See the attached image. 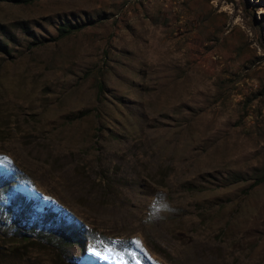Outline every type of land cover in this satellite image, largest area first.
Segmentation results:
<instances>
[{
	"label": "rangeland",
	"instance_id": "1",
	"mask_svg": "<svg viewBox=\"0 0 264 264\" xmlns=\"http://www.w3.org/2000/svg\"><path fill=\"white\" fill-rule=\"evenodd\" d=\"M0 38V264H264V0L0 2Z\"/></svg>",
	"mask_w": 264,
	"mask_h": 264
},
{
	"label": "trees",
	"instance_id": "2",
	"mask_svg": "<svg viewBox=\"0 0 264 264\" xmlns=\"http://www.w3.org/2000/svg\"><path fill=\"white\" fill-rule=\"evenodd\" d=\"M33 1L34 0H0V2H9V3H15V4H28V3H31ZM19 25H20V28L22 29L23 32H25L27 35H31V37L33 36L34 39H36L37 41L42 43V41H40L37 38L36 34L31 30V28L29 26H26L25 23H21ZM84 27H85L84 25H81L79 23L73 22L72 20L66 19L65 21L61 22L56 27L57 32H58L57 39L66 38V37L70 36L71 34H74V33L81 31ZM14 39L15 38H13V40ZM44 39H46V38H44ZM9 45H10L9 41H6V40H3L0 38V52L5 53V54L9 53L10 52ZM103 90H104V86L100 85L99 86L100 96L102 95ZM96 112H97V118L99 119L100 122L107 121L108 118L100 112L99 107L96 108ZM75 237L78 238V236H75Z\"/></svg>",
	"mask_w": 264,
	"mask_h": 264
},
{
	"label": "snow or ice",
	"instance_id": "3",
	"mask_svg": "<svg viewBox=\"0 0 264 264\" xmlns=\"http://www.w3.org/2000/svg\"><path fill=\"white\" fill-rule=\"evenodd\" d=\"M137 243H139V242L137 241Z\"/></svg>",
	"mask_w": 264,
	"mask_h": 264
}]
</instances>
